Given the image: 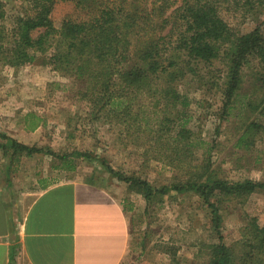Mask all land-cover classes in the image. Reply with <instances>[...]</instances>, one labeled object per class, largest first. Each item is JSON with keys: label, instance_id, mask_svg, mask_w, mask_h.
Masks as SVG:
<instances>
[{"label": "trees", "instance_id": "trees-1", "mask_svg": "<svg viewBox=\"0 0 264 264\" xmlns=\"http://www.w3.org/2000/svg\"><path fill=\"white\" fill-rule=\"evenodd\" d=\"M19 1L21 11L7 25L0 0V61L16 68L37 60L50 65L81 87L77 93L94 117L123 126L129 135L144 136L147 149L186 171L169 184L153 186L139 175L107 168L147 201L170 191L196 193L209 210L217 238L203 245L209 249V264H264V225L249 216L241 238L227 244L219 212L227 199L242 201L264 192V180L230 181L215 175L208 157L192 161L200 137L190 126L192 101L184 88L219 91L218 116L224 120L242 91L245 68L254 63V94L243 110L248 122L236 145L249 151L264 137V123L250 119L264 118V0H71L76 14L58 25L51 16L58 0ZM226 14L253 25L233 30ZM43 120L32 112L24 117L29 129ZM2 137L11 148L42 150Z\"/></svg>", "mask_w": 264, "mask_h": 264}, {"label": "rangeland", "instance_id": "rangeland-1", "mask_svg": "<svg viewBox=\"0 0 264 264\" xmlns=\"http://www.w3.org/2000/svg\"><path fill=\"white\" fill-rule=\"evenodd\" d=\"M3 1L5 22L9 25L21 11V5L19 0ZM75 14L71 0L56 1L51 12L56 25L66 15ZM225 18L236 31L253 25L239 15L226 14ZM223 65L215 63L219 69ZM255 68L254 63L245 68L242 91L232 113L224 120L218 116L219 91L184 87L192 101L190 126L200 137L192 148V161L198 164L208 157L215 175L230 181L264 180V137L249 151L236 145L238 135L248 122L243 110L254 94ZM79 90L81 87L70 77L39 60L17 68L0 61L1 129L15 132L28 112L37 113L44 119L40 130L43 146L58 153H83L74 156L76 164L93 168V174L99 178L117 179L122 189L127 184L110 174L108 167L139 175L153 186L169 184L184 176L186 171L169 164L167 157L147 149L144 136L129 135L123 126L94 117L88 102L77 93ZM250 119L264 123V118L251 116ZM130 190L134 193L136 209L131 217L129 251L121 264H209V249L203 245L214 243L217 238L210 228L209 210L196 193L170 191L147 201L137 190ZM219 212L224 241L235 243L241 238V228L249 216H256L264 225V192H253L242 201L227 199Z\"/></svg>", "mask_w": 264, "mask_h": 264}, {"label": "crops", "instance_id": "crops-1", "mask_svg": "<svg viewBox=\"0 0 264 264\" xmlns=\"http://www.w3.org/2000/svg\"><path fill=\"white\" fill-rule=\"evenodd\" d=\"M42 127L0 126V264H121L134 193L43 146ZM3 134L42 150L11 148Z\"/></svg>", "mask_w": 264, "mask_h": 264}]
</instances>
